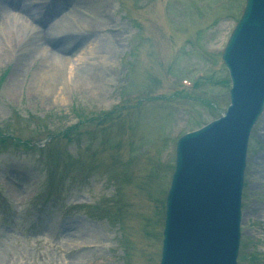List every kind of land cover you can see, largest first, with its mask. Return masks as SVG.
I'll use <instances>...</instances> for the list:
<instances>
[{
  "label": "rangeland",
  "instance_id": "374dc122",
  "mask_svg": "<svg viewBox=\"0 0 264 264\" xmlns=\"http://www.w3.org/2000/svg\"><path fill=\"white\" fill-rule=\"evenodd\" d=\"M244 1L102 0L89 17L100 27L99 37L83 41L79 53H67L70 74L61 99L32 91L41 59L33 55L23 62L27 50H19L15 60L6 49L0 59V132L34 146L0 145V264L158 263L174 144L229 102L220 50ZM72 7L48 10L45 23L67 13L71 26L70 16L77 15ZM47 44L56 49V42ZM97 44L106 57L97 69L101 91L86 84L80 70L82 48ZM89 62L94 66V59ZM199 72L205 79L181 87L179 79L194 82ZM263 115L247 144L238 264H264ZM98 207L104 219L96 218ZM82 222L95 231L82 236L68 229ZM68 240L79 244L75 253L82 255L74 263Z\"/></svg>",
  "mask_w": 264,
  "mask_h": 264
},
{
  "label": "water",
  "instance_id": "95a60500",
  "mask_svg": "<svg viewBox=\"0 0 264 264\" xmlns=\"http://www.w3.org/2000/svg\"><path fill=\"white\" fill-rule=\"evenodd\" d=\"M240 22L246 30L251 27L249 29L250 35L246 36V40H249L254 45L258 44L264 49V0H247ZM239 43L240 40L238 38L230 43L228 42L229 45H227L223 52V59L232 70L236 64L233 63L231 47ZM231 73L235 82V68ZM258 84L259 82L256 80L249 88L256 91ZM260 85H264V82H260ZM263 99L264 94H260L259 92L258 96L255 98V111L251 112L249 121L245 119L244 124H242L238 130L233 129V132L237 130L236 144L227 137H224L232 132V125H229L227 122V119L231 116V110L228 111L225 118L210 123L200 131L180 138L176 151L177 159L180 161V166L183 163L189 166V179H183L179 175H174L173 177L172 187L167 197L168 210L166 212L167 218L165 221L166 231L164 233L162 260L160 264H189L187 259L182 261L179 256L175 254L171 255V250L176 251L178 248L176 244H174L172 248L169 247V243L173 241L171 235H175L176 233L177 237H185L179 235L183 232V234L189 238L195 237V230L191 224L192 221L186 219L192 220L195 218L206 219L214 217L212 213L215 214L220 206L221 188L224 177L235 185L231 187V189H234L232 194L238 196L241 186V170L243 168L247 134L252 125L253 118L261 111ZM211 155L219 157L216 161H207ZM196 168H205L204 171H207L210 180L214 184L213 190L211 192H206V200L207 202H211L213 206H208L209 209H205V212L201 210L200 201H195L197 198H194L191 191L194 183L192 179L194 173L191 171H195ZM229 168L231 169L229 170ZM178 172L183 174L184 167L179 168ZM238 206L239 203L237 199L235 204L236 213H238ZM233 229L235 235H237V225H235ZM215 231L217 233V230ZM185 249L189 251L190 257H195L197 264H220L223 262V260L216 258L215 251L217 247L213 250L212 245L196 246L193 249L189 242H186ZM179 250L182 251L180 247Z\"/></svg>",
  "mask_w": 264,
  "mask_h": 264
},
{
  "label": "bare ground",
  "instance_id": "6f19581e",
  "mask_svg": "<svg viewBox=\"0 0 264 264\" xmlns=\"http://www.w3.org/2000/svg\"><path fill=\"white\" fill-rule=\"evenodd\" d=\"M17 2L19 1L0 0V59L3 56H7L6 49H9L10 53L17 52V46H19V50H21V52L28 50L27 57L23 59V62H25L28 57L33 55L42 61L40 63V67L37 66L32 74V91H35L38 96L43 94L42 98L45 96H57L60 97L59 99H61V97L66 92V84L68 80L67 75L68 73L70 74V69L67 66L68 56L66 55L69 51H76L79 53L82 42L91 39L89 37L86 39L85 37L89 34H92L95 30V27L82 21L78 22L77 28L72 26L71 30L67 32L63 28L64 24L67 22L63 20V25L61 24L53 28L52 33L47 35L46 31L43 33L44 35L46 34L45 36L43 34L36 33L33 42H30V40L27 39V35H24L23 29H31L32 26L26 20H23V14L21 15L20 21L10 16V12L12 10L7 9L6 7L13 8L16 6L14 7L16 8L15 10L19 9L22 11V13L32 15L34 18L39 19V12L36 13V10L42 9L43 4H35L36 0H20V4L18 5ZM55 2L56 4H54L55 7L53 9L54 12L59 11L69 5L65 0H55ZM101 3L102 0H71L70 4L74 6L72 7L71 11H75L77 8H83L80 7L79 4H84L86 11L90 10V12L94 13L95 15L99 10L98 8L100 7ZM47 15L48 14L46 12L45 17ZM83 20L86 22L88 21V19ZM84 26L87 27V29H85ZM49 29L51 28H48L47 30ZM83 32L86 34L82 35L81 33ZM98 37L99 36H94L92 38L96 39ZM48 41L52 43L56 42V49L47 48L49 47L47 44L49 43ZM41 42L42 45L40 44ZM2 44H4L5 47L2 46ZM82 50V60L85 59V61H80V63L84 65V67H80V70L83 71V75H81V77L94 91H101L104 79L103 77L99 76L97 69L99 70V66L102 65V63L106 60V57L104 56L105 50L103 46L98 44L97 46H89V48L85 49L82 48ZM18 55L16 60L19 59ZM58 55L60 57L59 60L55 59V57L57 58ZM242 56L247 58V55ZM52 57H54L53 60L51 59ZM91 59H94V66L89 62ZM18 70L19 69H17V72ZM81 77L80 80L83 81ZM76 228L74 224H72L68 229H73L74 235L79 234L82 236H88V232L95 231L94 227H90L83 222L77 224ZM68 242V255L71 256L74 263V261L79 259L82 255H79L77 252L75 253V251L79 249L77 242H73V240H68Z\"/></svg>",
  "mask_w": 264,
  "mask_h": 264
}]
</instances>
